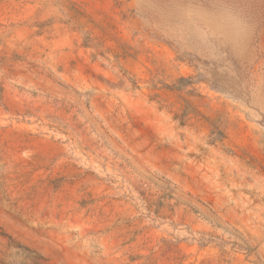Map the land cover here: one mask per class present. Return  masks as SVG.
<instances>
[{"label":"rangeland","instance_id":"rangeland-1","mask_svg":"<svg viewBox=\"0 0 264 264\" xmlns=\"http://www.w3.org/2000/svg\"><path fill=\"white\" fill-rule=\"evenodd\" d=\"M0 264H264V0H0Z\"/></svg>","mask_w":264,"mask_h":264}]
</instances>
